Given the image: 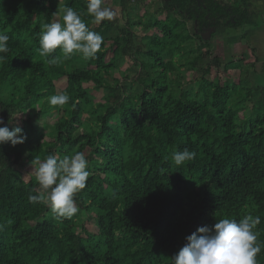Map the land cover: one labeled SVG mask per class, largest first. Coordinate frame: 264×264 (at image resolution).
Masks as SVG:
<instances>
[{"label": "trees", "instance_id": "trees-1", "mask_svg": "<svg viewBox=\"0 0 264 264\" xmlns=\"http://www.w3.org/2000/svg\"><path fill=\"white\" fill-rule=\"evenodd\" d=\"M111 1L128 16L122 27L93 24L87 0H0V118L27 135L0 145V264H171L199 227L248 214L264 242V62L246 64L260 62L250 45L225 62L201 35L207 15L216 30L251 26L250 0H161L153 11ZM64 7L103 37L97 58L39 56L42 25ZM61 80L70 101L50 106ZM185 148L195 158L174 165ZM74 152L91 175L79 212L61 222L29 200L31 162Z\"/></svg>", "mask_w": 264, "mask_h": 264}, {"label": "clouds", "instance_id": "clouds-1", "mask_svg": "<svg viewBox=\"0 0 264 264\" xmlns=\"http://www.w3.org/2000/svg\"><path fill=\"white\" fill-rule=\"evenodd\" d=\"M87 14L92 23L99 25L111 21L116 12L106 4V0H87ZM50 23L42 25L39 34L38 54L50 65L63 59L80 55L84 60L97 58L103 37L92 31L72 7H64L53 14ZM9 36L0 31V62L9 52ZM59 50V55H53ZM70 101L66 92L48 97L50 106L63 107ZM27 135L21 127L9 128L0 118V145L11 143L13 147L24 144ZM196 153L185 148L173 151L171 160L180 166L195 158ZM88 160L83 152H74L61 157L48 154L43 159L36 157L31 162L39 188L29 195L32 202L48 206L54 218L72 219L78 212L76 197L86 188L91 175ZM115 195V194H113ZM259 216L245 215L239 220L231 218L216 219L210 226H202L186 237V243L171 258V264H258L257 256L262 251L257 226Z\"/></svg>", "mask_w": 264, "mask_h": 264}, {"label": "rangeland", "instance_id": "rangeland-1", "mask_svg": "<svg viewBox=\"0 0 264 264\" xmlns=\"http://www.w3.org/2000/svg\"><path fill=\"white\" fill-rule=\"evenodd\" d=\"M161 0H154L150 6L151 11L155 10L158 7V4L156 2H160ZM223 3H225L227 6H231V0H222ZM251 2V7L250 9V17L252 20V25L249 27H245V28H219L217 29L215 32H211L210 33V38L207 39V41L210 42L211 46H215L217 45V48L219 49V51H221V53L218 52V50H215L216 52H214V54H221L222 59L227 62L231 59H239L241 56H245L247 54V57H249L248 55L250 54L249 51L248 52H244L242 51L241 53H239V47H232L234 44L237 43H243V34H245L247 31L249 30H254L257 32L258 36H259V40H256V47H252L254 48V50H256L255 52H257V57L259 58V63L255 62L256 60L254 58H249L247 60V65H256V69L260 70L261 66H262V62H264V0H250ZM155 3V4H154ZM106 4L107 6L111 7L115 12H116V16L114 17L113 20L108 21L111 24H115L118 26L124 25L127 21V17L128 16H123L121 10L116 7L113 3V1L111 0H106ZM61 7H62V3H60ZM87 14V12H86ZM88 15V14H87ZM89 19H93L92 17L89 16ZM97 26V25H96ZM139 35V32H137ZM213 36V37H212ZM251 43H253L251 41ZM225 47V51L223 52V50L221 49V46ZM254 45V43H253ZM254 45V46H255ZM244 48V47H243ZM248 49V48H247ZM245 49V50H247ZM214 50V49H213ZM218 52V53H217ZM125 69V68H123ZM194 74L192 73H188L187 74V79H192ZM64 83L65 80H61L60 82L57 83V94L61 93V90L64 87ZM101 95L97 94V98L100 99ZM35 111L37 110V108L35 107L34 109ZM25 176L26 178H28L27 172H25ZM85 228L88 230H92V226L91 223H86L85 222Z\"/></svg>", "mask_w": 264, "mask_h": 264}, {"label": "crops", "instance_id": "crops-1", "mask_svg": "<svg viewBox=\"0 0 264 264\" xmlns=\"http://www.w3.org/2000/svg\"><path fill=\"white\" fill-rule=\"evenodd\" d=\"M154 0H145V2H146V4L147 5H150L151 6V4H152V2H153ZM245 35H246V41H245V43H248V45L247 44H244V42L243 43H237V44H234L232 47H239V53H241L242 51H245V49H247L248 48V46L250 45L251 47H256V45H255V43H256V40H259V36H258V34H257V32L256 31H254V30H249V31H247L246 33H245ZM251 41L254 43V45H253V43H251ZM244 47V48H243Z\"/></svg>", "mask_w": 264, "mask_h": 264}, {"label": "flooded vegetation", "instance_id": "flooded-vegetation-1", "mask_svg": "<svg viewBox=\"0 0 264 264\" xmlns=\"http://www.w3.org/2000/svg\"><path fill=\"white\" fill-rule=\"evenodd\" d=\"M207 18V21H206V27L204 28V31L201 32V35L203 34H210L211 32H215L216 29H215V26L212 24V22H210L209 20V16L207 15L206 16ZM200 24V23H199ZM197 25V24H196ZM200 26V25H199ZM234 29V28H233Z\"/></svg>", "mask_w": 264, "mask_h": 264}, {"label": "water", "instance_id": "water-1", "mask_svg": "<svg viewBox=\"0 0 264 264\" xmlns=\"http://www.w3.org/2000/svg\"><path fill=\"white\" fill-rule=\"evenodd\" d=\"M202 37H203L204 40H207V39L210 38V34H206V33H205V34L202 35ZM263 264H264V263H263Z\"/></svg>", "mask_w": 264, "mask_h": 264}]
</instances>
